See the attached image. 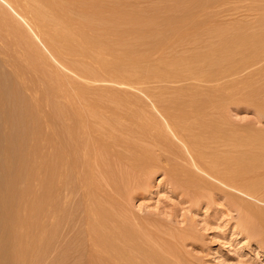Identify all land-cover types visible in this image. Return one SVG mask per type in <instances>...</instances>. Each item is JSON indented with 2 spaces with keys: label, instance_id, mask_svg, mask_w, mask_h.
Returning <instances> with one entry per match:
<instances>
[{
  "label": "rangeland",
  "instance_id": "1",
  "mask_svg": "<svg viewBox=\"0 0 264 264\" xmlns=\"http://www.w3.org/2000/svg\"><path fill=\"white\" fill-rule=\"evenodd\" d=\"M77 1L54 2L76 12V17L86 13L81 15L85 20L81 27L76 23L82 18L73 14L69 18L78 20L73 22L72 28H78L74 30L81 28L91 38L96 35L98 42L93 40L91 50L85 51L77 40L56 39L60 33L52 31L55 17L48 6L0 0V195L24 200L20 210L13 205L18 210L7 209L0 215L4 264H10L7 257L14 245L20 264H118L116 253L105 251L102 239L113 238L115 243L123 235L121 227L139 238L137 247L144 256L134 255L147 264H264V227L253 234L252 224L245 225L238 199L246 198L216 184L201 165L214 146L207 148L204 137L178 117L181 104L194 107L209 97L232 98L215 104V110L220 111L218 106L223 112L216 117L225 119L234 132L252 130L251 135L264 145L263 109L258 111L244 100L251 91L242 87L249 82L264 88V53L179 47L170 45V31L160 30L148 36L150 41L143 40L147 43L131 37L128 41L136 47L128 41L123 44L129 47L116 46V37L104 34L102 27L112 28L120 20L108 24L107 19L123 9L127 15L165 17L174 0ZM98 4L102 19L90 18ZM252 20L241 27L252 28ZM196 57L207 58L196 62ZM67 126L72 128V142L55 135ZM64 149L69 152L60 154ZM145 153L146 160L133 165V159ZM198 156L203 158L197 160ZM25 158L29 162L21 168ZM51 164L55 179L47 196L43 183L45 168ZM250 173L254 174L250 182L264 185V169ZM14 175L19 181L12 184ZM32 176L34 183L28 184ZM25 200L40 201L42 212L24 210ZM5 219L23 220L27 236L19 235L16 227L3 228ZM90 225L97 227L92 231Z\"/></svg>",
  "mask_w": 264,
  "mask_h": 264
},
{
  "label": "bare ground",
  "instance_id": "2",
  "mask_svg": "<svg viewBox=\"0 0 264 264\" xmlns=\"http://www.w3.org/2000/svg\"><path fill=\"white\" fill-rule=\"evenodd\" d=\"M54 1L56 2V0H47V1L46 0H31V3L34 2V5L36 3V7H39L41 4L42 5L44 4L51 9L52 13L54 14V15L53 14L52 15L55 17L54 18L55 24L53 23L55 25V27H52V31L60 33V35H56V37H57L56 39L61 40L63 43L65 42V40L66 41L68 40L69 42H71V41L74 42L77 40L78 42L80 41L79 44L81 45V47L84 45L86 46L84 49L85 51L88 48V46L92 49V47H93L92 45L94 43L96 44L95 41H97L96 35H94L95 38L94 37L91 38V36L87 37V36H89V34H87V32H85V34H84L82 32L81 28H79L80 31H76V30H78V28H72L73 24H74V26H76L75 23H73L76 20L74 21L75 18L71 20V18H69V16H72L70 14L74 15V13H76V12L72 11L71 9L60 7L59 5L55 4ZM58 3H60V2H58ZM69 3H70V1H69ZM71 3H72V1H71ZM37 4H40V5L37 6ZM225 7H226V10H225ZM60 8H62V9H60ZM87 8H89V7H87ZM104 9L106 10V8H104ZM90 10L91 9H89V11ZM86 11H88V10H86ZM102 11H103V8H101L100 5L98 7L97 6L93 7L90 18L93 17V18H97V19L98 18L102 19L101 18ZM120 11H122V10H120ZM220 11H222V12H220ZM126 12H124V9H123L122 12H118L116 14V17H115V15H113L114 14L113 13L112 15L114 16V18H113V16H111V18H109V19L105 18V20L107 19V22L109 20L108 24H110L111 22H113L111 24H116L115 22L120 20V23L118 21V23H119L118 25L116 24L112 28L110 27L107 29H104V26L102 27L104 34L108 33V34H111V36L116 37V39L114 38L116 41L115 42L116 46L121 45L123 47V45H125V43L123 44V42H125V41L127 42L128 39H130L131 37L132 38L135 37V39L142 40V43L143 42L147 43L145 41L148 40L147 39L148 36H150L151 33H153V31L160 30V32H162V31H168V33H169V31L171 32L172 38L169 40L170 45H175V46L180 45L181 47L191 45V47H193V48L195 47V49L196 48L197 49L202 48V49H205L206 52L208 51L211 53L220 52V51L231 52L233 50L239 51L242 49H249V50L259 49V51L261 50V55H262V52L264 53V0H174V4H173L172 9L169 8L168 10H166V13L168 14V16H165V17H159L160 15L156 16V14H147V13L145 14V13H141V12H133L132 14L127 15L128 13H126ZM218 12H220V13H218ZM82 14L80 13V15H78L79 17L77 16L78 19H81L83 17V16H81ZM84 14H86V13H84ZM38 15H40V14H38ZM87 15H85V16H87ZM222 18H223V20H222ZM224 18H226V19L224 20ZM254 18H256L255 22L252 20ZM85 19H87V18H85ZM82 20H84V19L82 18L79 21L77 20L79 23H76L78 25L80 24V27H81V23H82L80 21H82ZM250 20H252L254 23V24L251 23L252 28H247V27L242 28L241 27V25H243L245 22L247 23V21H250ZM101 21H103V20H101ZM93 23H94V25H96L95 22H93ZM49 24H50V22H49ZM50 26H51V24H50ZM87 26L88 25H86L85 27H87ZM122 26L123 27L126 26L128 28H121ZM89 28H91V27H89ZM74 29H76V30H74ZM91 29H93V28H91ZM101 30L99 31V29H98L96 32L99 33V32H101ZM156 32H159V31H156ZM52 34H54V33H52ZM86 34H87V36H86ZM48 37H46V38L48 39ZM93 40H94V43L92 44ZM143 40H145V41H143ZM148 41H150V40H148ZM129 42H130V40L128 41V43ZM57 43H56V45H57ZM133 43H129V44L131 45ZM112 44H114V43H112ZM134 44L131 45L130 47L131 48H132V46L136 47ZM138 45H140V43ZM127 46L129 47V45H127ZM147 46H149V45H147ZM174 47H173V49H174ZM90 48H88V49H90ZM74 52H76V51H74ZM202 53H204V52H202ZM134 54H136V52ZM258 54H260V53H258ZM81 55H83V54H81ZM257 57H258V55H257ZM257 57L255 56L254 58H257ZM206 58L205 57H196L194 61L200 62L201 60L203 61V59L206 60ZM187 59H189V58H187ZM220 61H222V60H220ZM173 63H174V61H173ZM175 63H176V61H175ZM176 64H178V63H176ZM180 64H182V63H180ZM153 70H154V67H153ZM235 87H238V84ZM242 87H244L245 89H247V87H248V90L251 91V92L249 91L250 94L247 93L248 95L246 94V96L243 97L244 100H247L249 102V104L251 102L253 104L251 106H253V107L255 106L257 108L259 107V108L263 109L262 110V113H263L264 112V88L262 86L261 87L260 86L255 87L254 85H252L249 82H247L245 84L243 83ZM160 96H162V95H160ZM225 98H227V97H225ZM225 98H222L219 96H217L215 98H212V97L211 98L209 97L207 99L204 98L205 100H203L201 102L202 105L201 104L196 105L195 101H194V103H192V104H195L194 107L190 106V105L187 106V105H185L186 103L183 105L179 104L181 111L179 110L178 113H180V114H178L179 115L178 117H180V119L181 118L183 119V121L181 120V122H184L185 124L188 123V125L190 123V125H192L191 126L192 129H190L191 131L193 129L197 130L199 132L198 134L204 137V141H205L206 146L207 145H210L212 147L214 146L213 150L211 149V151H212L211 154H209L210 152L208 153V151H207V153L209 155L206 153L208 155V157H207L208 159L206 162H205V160L203 161V159H205L206 157L203 158V157L198 156L197 160H201V158H203L201 165L204 166L206 174L209 177H211V179L214 182H216V184L223 186L224 188L228 189L230 191V193H233V192H234V194L237 193V194H239V195H241L247 199V200L243 199V198L238 199L240 201L239 214L242 217V219L245 221V225H246V223L248 225L249 222H250V224H252L250 227V230L252 229L253 231L251 230V232L252 233L256 232L255 234H257V231H259L257 229L264 227V206L258 207L257 205H255V203H260V204L264 205V185L259 180H258L259 182H257V181L256 182H250L251 177L254 176V174L250 173V171H251V169H256V168L257 169H264V145L260 144L261 141H259V139H258V141L260 143H258L257 139L254 138L255 135H253L254 137L251 135L252 130H250V134L249 133L245 134V132H246L245 130H244L245 132H243V134L240 133L243 130L242 131L239 130V133H238V130H237V132H234L235 130L231 129L229 124L224 121L225 119L222 120L223 118H221L222 115H220V113L222 114L223 112H220L221 111L220 107L217 106V109L219 108V110H220V111H218V110L217 111H218V113L219 112L220 113L215 114V116L212 115V113L214 112L213 110H215V104H220V103L222 104V102L225 103V100H226ZM176 99L179 100L178 98H176ZM227 99H229V98H227ZM231 99H229V100H231ZM240 101H241V99H240ZM170 102H172V101H170ZM23 104H21V105H23ZM175 104H173V105L175 106ZM171 105L172 104H170V106ZM259 108H258V111L261 110ZM217 111L215 110V112H217ZM216 115H220L221 117L218 116L219 118H217ZM213 116L216 118H210ZM176 117H177V115H176ZM168 119H170V118H168ZM184 123H182V124L184 125ZM226 125H228L229 127L228 126L227 127L230 128L231 130L228 129L226 127ZM178 126H181V123ZM197 127H198V129H197ZM176 128H178V127H176ZM71 134H72V128L67 126V128L63 129V132L62 131H61V133H60V131H59V133L56 132L55 135H57V137L60 139L64 138L66 140H69V142H70L71 141L70 139H72ZM51 138H53V137H51ZM192 141H194V140H192ZM152 143H153V141H152ZM192 144H194V143L192 142ZM212 147L207 146V148H212ZM239 149H245V150L243 152H240L241 150L239 151ZM65 151H66V149L62 150L60 154H65L66 152H69V151H66V152ZM147 154H149V152ZM206 154H204V155H206ZM20 155H21V153H20ZM141 155H139L133 159V161H132L134 163L133 165L137 166V164H141L142 162H144L146 160V158L148 156V155L146 156V153L143 154L142 156ZM201 155L203 156V154H201ZM21 161H22V159H21ZM21 161H20L21 164H19V165L22 168V167H24V163L29 162V158L26 159V161L25 160L23 162H21ZM54 161H56V160H54ZM61 163L62 162H60V164ZM45 169H47L46 174H45V175H47V177L45 176L47 178V180L43 184L47 185L48 190L45 193L48 196V193L50 192V190H52L51 187H53L51 184V182H53V181H51V180L55 179L54 178V171L56 169L54 167V164L47 166V168H45ZM36 172H37V170H36ZM36 172H35V175L39 172V170L37 173ZM215 173H218L217 177L211 176V174H215ZM16 175H18V173ZM16 175H14L15 177H13V180L11 182L12 184L16 183L18 180L17 178L19 176H16ZM28 179H27L28 184H31V182H33V180H35L33 176H32L31 180H30V178H28ZM27 182H26V184H27ZM28 184H27V186H28ZM49 184L51 185V187ZM209 185H211V184H209ZM8 188H9V185H8ZM8 191H10V190H8ZM222 192H224V191H222ZM49 195H50V193H49ZM26 196H27V194H26ZM232 196L234 198H237V196L236 197L234 195H232ZM50 198H51V196H50ZM23 199H24V197H23ZM36 200H38V199H36ZM36 200H32L33 202H31V203L28 200L29 201L28 203L30 205H28L27 201L25 200L26 202H24V204H23L24 210L28 209L29 212L30 211L32 212V214H33V212H35L36 214L41 213L42 212V207H41L42 205H41L40 201L38 204ZM23 201L24 200H21L20 197H19V199H18V197H15V195L14 196L11 194L10 195H0V215H2L4 212H7L6 211L7 209L11 210V208H13L15 210V208H14L15 205L17 208H19L18 205H22L21 203H23ZM16 210H18V209H16ZM19 210H20V208H19ZM24 213H25V211H24ZM18 219H16V221H14V222L13 221L7 222V220L5 219V221H4L5 227H3V228L10 229V228L16 227L19 229V235H21L23 237L27 236L28 233H27V230L24 229L25 226L23 224L24 223L23 220L19 221ZM30 223H33V222H30ZM242 224H243V222H242ZM28 225H29V223H28ZM99 225L100 224H98V226ZM27 226H26V228H27ZM246 226H245V228H246ZM89 227H90L89 228L90 230L94 231L97 226L90 225ZM102 229H104V227ZM118 229H120V228H118ZM30 230H32V229H30ZM121 231H122L123 235H122V237L118 238L115 243L113 241V238H111L112 240L108 239V238H103V239H105L104 241L101 238L102 242H103V248L105 249V251H107V252H113L114 251L116 253V258H114V260L117 261L118 264H147V263H145V260H143V261L141 260V259H143V258H141V256H139L141 259H138L139 257L137 258L136 255H134L135 253H139V255H140V253H141L140 249L141 248L138 249L139 246L137 245V243H139V238L137 237L138 238V240H137V239H135L136 237L135 238L132 237V235L134 234L133 230L131 231L129 228H124V227L122 228L121 227ZM1 243H3V242L2 241L0 242V246H1ZM8 245H10V244L8 243ZM119 245L123 248L128 247L130 251L128 250L127 253L122 251V248ZM16 246H18V245H16ZM16 246L14 245L13 247L15 248ZM117 246L120 248H117ZM14 248H13V252L11 251V254L7 257V260H8V262H10V264H20L19 261L21 260V257L18 255V252H17L18 247H16L15 250H14ZM141 254H143V252ZM143 256H144V254H143ZM5 261H6L5 256H3V254H1V252H0V264H4Z\"/></svg>",
  "mask_w": 264,
  "mask_h": 264
}]
</instances>
